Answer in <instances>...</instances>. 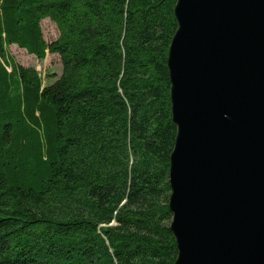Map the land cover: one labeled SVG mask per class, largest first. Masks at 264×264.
<instances>
[{
  "label": "trees",
  "instance_id": "obj_1",
  "mask_svg": "<svg viewBox=\"0 0 264 264\" xmlns=\"http://www.w3.org/2000/svg\"><path fill=\"white\" fill-rule=\"evenodd\" d=\"M176 3L0 0V264H175ZM11 45L62 75L44 85Z\"/></svg>",
  "mask_w": 264,
  "mask_h": 264
},
{
  "label": "water",
  "instance_id": "obj_2",
  "mask_svg": "<svg viewBox=\"0 0 264 264\" xmlns=\"http://www.w3.org/2000/svg\"><path fill=\"white\" fill-rule=\"evenodd\" d=\"M175 264H264V0H177Z\"/></svg>",
  "mask_w": 264,
  "mask_h": 264
},
{
  "label": "rangeland",
  "instance_id": "obj_3",
  "mask_svg": "<svg viewBox=\"0 0 264 264\" xmlns=\"http://www.w3.org/2000/svg\"><path fill=\"white\" fill-rule=\"evenodd\" d=\"M41 28L46 42H51L58 37V30L49 19L41 22ZM8 52L19 65L34 67L46 86L55 82L62 75L63 66L58 55L47 53L46 57L40 60L33 55H29L25 50L20 49L16 45L9 46Z\"/></svg>",
  "mask_w": 264,
  "mask_h": 264
}]
</instances>
